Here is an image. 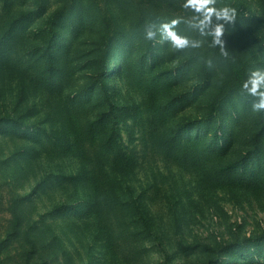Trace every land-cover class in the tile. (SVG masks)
I'll list each match as a JSON object with an SVG mask.
<instances>
[{
	"label": "rangeland",
	"instance_id": "obj_1",
	"mask_svg": "<svg viewBox=\"0 0 264 264\" xmlns=\"http://www.w3.org/2000/svg\"><path fill=\"white\" fill-rule=\"evenodd\" d=\"M173 2L0 0V264H264V0H218L240 76L145 37Z\"/></svg>",
	"mask_w": 264,
	"mask_h": 264
},
{
	"label": "clouds",
	"instance_id": "obj_2",
	"mask_svg": "<svg viewBox=\"0 0 264 264\" xmlns=\"http://www.w3.org/2000/svg\"><path fill=\"white\" fill-rule=\"evenodd\" d=\"M183 7L191 9L192 14L189 17L164 21L158 27L150 24L145 30V37L151 40L159 32L161 39L169 41L175 49L200 48L206 39L210 38L209 42L219 45L224 55H227L222 37L226 30L225 24L237 17V7L231 4L218 6V0H184ZM181 19L190 29L198 33V37L194 38L176 30V25ZM208 63L211 65V60ZM241 87L243 91L256 97L252 103L253 111H264V68L253 69Z\"/></svg>",
	"mask_w": 264,
	"mask_h": 264
},
{
	"label": "trees",
	"instance_id": "obj_3",
	"mask_svg": "<svg viewBox=\"0 0 264 264\" xmlns=\"http://www.w3.org/2000/svg\"><path fill=\"white\" fill-rule=\"evenodd\" d=\"M161 1L165 2L168 6L175 7L173 0H161ZM191 14H192L191 9L186 10V15L188 17ZM194 34L198 36V33H196L195 31H194ZM222 38L225 41V50L227 51V55H224L219 45L211 44L209 42L210 38L206 40L210 44L213 52L218 56L220 62L226 67V69L230 72V74H232L233 76H240L242 74V67H241L240 59L236 51L233 49V47L230 46L224 34Z\"/></svg>",
	"mask_w": 264,
	"mask_h": 264
}]
</instances>
